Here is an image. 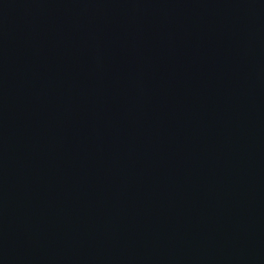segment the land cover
Returning <instances> with one entry per match:
<instances>
[{
    "label": "water",
    "instance_id": "water-1",
    "mask_svg": "<svg viewBox=\"0 0 264 264\" xmlns=\"http://www.w3.org/2000/svg\"><path fill=\"white\" fill-rule=\"evenodd\" d=\"M0 264H264V0H0Z\"/></svg>",
    "mask_w": 264,
    "mask_h": 264
}]
</instances>
